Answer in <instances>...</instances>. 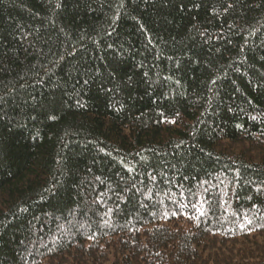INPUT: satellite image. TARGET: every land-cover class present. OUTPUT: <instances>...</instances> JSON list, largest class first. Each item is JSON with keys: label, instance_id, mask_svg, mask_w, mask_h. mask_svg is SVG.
I'll list each match as a JSON object with an SVG mask.
<instances>
[{"label": "trees", "instance_id": "1", "mask_svg": "<svg viewBox=\"0 0 264 264\" xmlns=\"http://www.w3.org/2000/svg\"><path fill=\"white\" fill-rule=\"evenodd\" d=\"M0 264H264V0H0Z\"/></svg>", "mask_w": 264, "mask_h": 264}, {"label": "snow or ice", "instance_id": "2", "mask_svg": "<svg viewBox=\"0 0 264 264\" xmlns=\"http://www.w3.org/2000/svg\"><path fill=\"white\" fill-rule=\"evenodd\" d=\"M85 83H87V81H85ZM175 214V213H174ZM201 214H203V213H201ZM249 223H251V221H249Z\"/></svg>", "mask_w": 264, "mask_h": 264}]
</instances>
